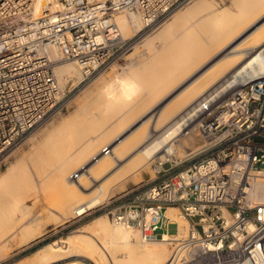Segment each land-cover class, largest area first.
<instances>
[{
	"label": "bare ground",
	"instance_id": "1",
	"mask_svg": "<svg viewBox=\"0 0 264 264\" xmlns=\"http://www.w3.org/2000/svg\"><path fill=\"white\" fill-rule=\"evenodd\" d=\"M221 1L190 0L184 9L161 19L134 12L113 15L121 39L131 38L128 33L136 35L144 26L136 40L154 32L137 45L135 40L126 55L132 58L137 47L144 46L146 56L131 63L125 74L108 77L84 93L92 109L72 113L48 132L39 131L41 143L34 142L32 171L20 159L0 173V256L42 236L50 219L63 224L100 205L152 158L166 161L183 154L195 136L191 117L201 97L213 88L224 91L264 73V11L246 31L233 35L246 15L264 8V0H231L238 10L232 20L227 15L230 5ZM48 2L57 3L36 0L35 13L40 15ZM44 49L55 62L37 60L34 68L45 74L52 67L59 90L64 82L71 80L75 86L82 79L78 61L60 60L53 46ZM214 55L220 56L212 60ZM181 76L179 85L185 87L166 108H148L149 99L178 84ZM93 90L98 95L90 100ZM51 105V98L23 97L14 110L40 119ZM251 190L264 203V176L253 178ZM177 213L174 207L166 211L183 230L186 220ZM168 255L164 239L142 241L133 226L114 225L104 214L9 264H52L71 256L82 258L68 264H161Z\"/></svg>",
	"mask_w": 264,
	"mask_h": 264
},
{
	"label": "built area",
	"instance_id": "2",
	"mask_svg": "<svg viewBox=\"0 0 264 264\" xmlns=\"http://www.w3.org/2000/svg\"><path fill=\"white\" fill-rule=\"evenodd\" d=\"M55 1L38 15L36 0H0V165L42 120L67 106L52 67L45 74L34 68L37 60L55 62L45 47H55L60 60L78 61L82 82L126 54L146 30L121 39L113 21L118 11L161 19L190 0ZM212 90L191 117L203 147L187 163L153 159V178L93 212L133 226L142 241L164 239L169 255L161 264H264V203L251 190L253 178L264 176V73ZM23 97L51 98L52 105L41 120L30 119L14 110ZM169 207L186 220L183 230L166 215Z\"/></svg>",
	"mask_w": 264,
	"mask_h": 264
},
{
	"label": "rangeland",
	"instance_id": "3",
	"mask_svg": "<svg viewBox=\"0 0 264 264\" xmlns=\"http://www.w3.org/2000/svg\"><path fill=\"white\" fill-rule=\"evenodd\" d=\"M216 1L220 2V0H216ZM221 2L223 5L228 6V5H230L231 0H222ZM187 5H189V4H187ZM184 7H180L178 9H176L174 12L178 11L181 8L184 9ZM228 7L230 9L229 10L230 12L227 15L229 16L230 20H232V18H234V16L237 15L238 10H237V7L235 5H230ZM263 11H264V8H261L260 10H257L256 13L254 12V13H251V14L249 13L248 15H246L244 17V19L242 20L243 22L239 25L238 30L233 34L234 37L238 33L242 32V31H246V29L251 25L253 20L257 19L259 17V15H262ZM125 13L120 12L119 14L125 15ZM119 14H117V15H119ZM148 33L147 34L145 33L146 34L145 36L148 35L149 37H151L152 35L153 36L155 35L154 32H151V33L148 32ZM128 34H131V35H129L131 37L132 36L136 37L138 35V34L133 35L132 33H128ZM128 34L126 36H128ZM143 36L144 35L140 36V38ZM136 38H135V40H136ZM140 38L137 39L138 41L136 40L137 41L136 43L134 40L133 43H135L137 45V43L140 41ZM153 42L156 44L157 39L155 40V38H154ZM134 47H135V45L132 48H130L128 50V52L123 57H120L119 59L114 60L106 70H104L103 72L96 73L90 79L82 81V82H81L82 79H80L79 81H77L75 86H72L71 80L69 82H64L62 86L64 87L63 91L65 89V92L67 94L66 100L68 102L66 108H64L59 114L53 116L52 118H49V119L41 122L38 126H36L33 130H31V132L24 138V140L21 142V144L12 149V151L15 154L12 151L9 152L10 156L8 154L6 161L2 165H0V173L7 169V166L10 164V162L18 161L20 159L22 162L24 161V163H25L24 166L27 169H29L30 171H32V167H33L32 161L35 157L34 150H35V148H37V145L39 146L41 143L40 142L41 139H39V138H41L39 131L44 130V133L48 132V130L56 127L57 124H59L63 119L67 118V116L72 115V113L76 114L79 111L82 112L84 109L85 110L89 109L92 105L89 106L90 103L88 105V102H86L87 99L85 100L83 98L84 93L93 89L96 85H98L100 83V81H102L106 78L108 79V77H111L113 75H119V74L122 75L123 73L125 74L124 71H127L128 70L127 68L129 66L132 67L131 63L135 64V62L137 63L138 58L141 59V58L146 56V49L144 50V46H138L137 47V54L135 56H133L132 58L126 56L130 51H132L134 49ZM219 56L220 55H218V56L214 55L212 60L218 58ZM67 61L68 60H66L64 62H67ZM182 79H183V76H181V78L179 79L178 84L176 83L174 86L170 85V87H168V89H166L163 92L158 93L153 98L149 99V102L147 104L148 108H159V107L160 108H166L167 105L177 95L176 93H178L179 90H181L185 87L183 85V88H182L179 85V82ZM92 93H93V95L90 93L91 94L90 100L96 99L97 95H98L97 94L98 92L96 90H93ZM82 102H84V103H82ZM90 109H92V107ZM42 134H43V132H42ZM192 134L195 136H194L193 140H191L190 146L184 147L185 151L183 154H180V156L179 155L178 156H169L168 157L169 161L179 162L182 160L183 163H187L189 160L188 158H190V156H192L195 152H197L198 150H200L203 147L204 141L196 129L193 131ZM38 140H40V141L38 142ZM34 142H36L37 145H35ZM198 147H200V148H198ZM153 159L159 160L156 157L152 158V160H150L147 163V165L142 166L138 171L135 172V174H138V176L130 177L131 179L127 178L125 180L126 182L124 181V183H122L121 185L118 184L117 185L118 186L117 192L119 193L123 190L129 189L130 187L134 186L135 184H138V183L146 181L150 178H153V176H154V170H153V165H152ZM167 165L168 164L166 163L164 166L166 167ZM117 192H116V194H117ZM95 208L88 210L87 212H85L81 216L70 218L69 220L63 222V224L62 223L60 224L59 222L54 223L52 219L56 220L55 217L52 219L49 218L51 221L49 222L48 227L42 236L35 238L34 240L30 241L29 243H27L21 247H15L13 250L8 251L4 255H1L0 256V263L1 264H9L13 261H16V260L21 259L25 256H28V255L32 254L34 251H36L40 246L44 245L45 243H48V242L56 240V239L64 238L69 233H72L73 231L78 229L82 224L90 221L92 218H94L98 215H104V214L100 213L99 211L93 212ZM50 210H51V212L55 213L56 218L59 217L58 216L59 214H57L56 211H54L52 209H50ZM167 231L169 233H174L175 232V225H173V224L169 225L167 227ZM2 256H4V257H2ZM76 257H78V256H71V257L67 258L66 260L59 261V262L62 264H68L72 260H77V259L82 258V257H79V258H76ZM90 264H98V263H96V262L92 263L91 262Z\"/></svg>",
	"mask_w": 264,
	"mask_h": 264
}]
</instances>
